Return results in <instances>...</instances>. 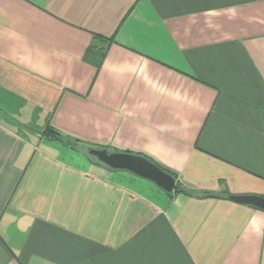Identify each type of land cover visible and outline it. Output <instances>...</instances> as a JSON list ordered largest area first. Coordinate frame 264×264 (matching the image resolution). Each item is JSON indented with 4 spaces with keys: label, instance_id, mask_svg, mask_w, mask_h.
<instances>
[{
    "label": "crops",
    "instance_id": "obj_1",
    "mask_svg": "<svg viewBox=\"0 0 264 264\" xmlns=\"http://www.w3.org/2000/svg\"><path fill=\"white\" fill-rule=\"evenodd\" d=\"M231 195L264 197V0H0V264H264Z\"/></svg>",
    "mask_w": 264,
    "mask_h": 264
},
{
    "label": "water",
    "instance_id": "obj_2",
    "mask_svg": "<svg viewBox=\"0 0 264 264\" xmlns=\"http://www.w3.org/2000/svg\"><path fill=\"white\" fill-rule=\"evenodd\" d=\"M90 153L99 161L115 170H127L133 174L150 180L167 193L176 187V179L162 170L149 159L130 153H109L107 150H91ZM232 201L244 205H252L264 210V197L257 195H231Z\"/></svg>",
    "mask_w": 264,
    "mask_h": 264
},
{
    "label": "trees",
    "instance_id": "obj_3",
    "mask_svg": "<svg viewBox=\"0 0 264 264\" xmlns=\"http://www.w3.org/2000/svg\"><path fill=\"white\" fill-rule=\"evenodd\" d=\"M46 136H48L50 138H53V139H56V140H59V141L61 140L59 138V134L56 131L52 130V129L46 130ZM130 154H134V153H130ZM135 155L143 156V157L149 159L151 162L155 163L152 159H150L149 157H147V156H145L143 154L137 153ZM180 194H186V195L189 194V195H191V194H194V192L190 191V190H187V189L183 188L179 183H176V187L174 189V192L173 193H169V195L173 196V195H180ZM204 195L205 196H210L209 193H204Z\"/></svg>",
    "mask_w": 264,
    "mask_h": 264
}]
</instances>
